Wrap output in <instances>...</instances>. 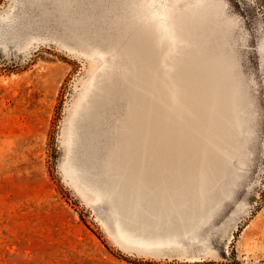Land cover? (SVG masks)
Segmentation results:
<instances>
[{
	"label": "rangeland",
	"instance_id": "obj_1",
	"mask_svg": "<svg viewBox=\"0 0 264 264\" xmlns=\"http://www.w3.org/2000/svg\"><path fill=\"white\" fill-rule=\"evenodd\" d=\"M0 264H264V0H0Z\"/></svg>",
	"mask_w": 264,
	"mask_h": 264
},
{
	"label": "crops",
	"instance_id": "obj_2",
	"mask_svg": "<svg viewBox=\"0 0 264 264\" xmlns=\"http://www.w3.org/2000/svg\"><path fill=\"white\" fill-rule=\"evenodd\" d=\"M174 219H176V217H173Z\"/></svg>",
	"mask_w": 264,
	"mask_h": 264
}]
</instances>
